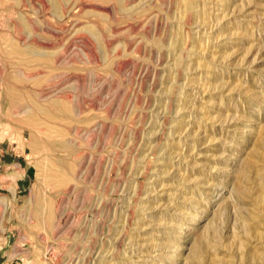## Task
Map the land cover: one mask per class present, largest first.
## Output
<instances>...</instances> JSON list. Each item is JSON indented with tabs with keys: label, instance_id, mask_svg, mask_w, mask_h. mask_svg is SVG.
Listing matches in <instances>:
<instances>
[{
	"label": "rangeland",
	"instance_id": "rangeland-1",
	"mask_svg": "<svg viewBox=\"0 0 264 264\" xmlns=\"http://www.w3.org/2000/svg\"><path fill=\"white\" fill-rule=\"evenodd\" d=\"M0 264H264V0H0Z\"/></svg>",
	"mask_w": 264,
	"mask_h": 264
},
{
	"label": "bare ground",
	"instance_id": "bare-ground-1",
	"mask_svg": "<svg viewBox=\"0 0 264 264\" xmlns=\"http://www.w3.org/2000/svg\"><path fill=\"white\" fill-rule=\"evenodd\" d=\"M57 164V163H56ZM244 175V174H243Z\"/></svg>",
	"mask_w": 264,
	"mask_h": 264
}]
</instances>
